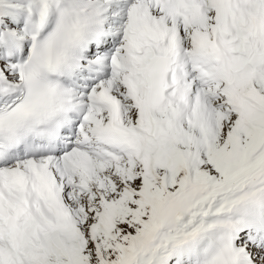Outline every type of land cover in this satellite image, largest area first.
<instances>
[{
    "label": "snow or ice",
    "instance_id": "6c2138e0",
    "mask_svg": "<svg viewBox=\"0 0 264 264\" xmlns=\"http://www.w3.org/2000/svg\"><path fill=\"white\" fill-rule=\"evenodd\" d=\"M0 264H264V0H0Z\"/></svg>",
    "mask_w": 264,
    "mask_h": 264
}]
</instances>
